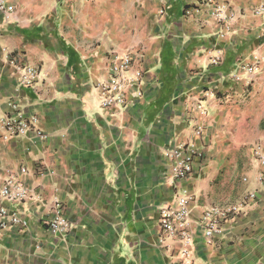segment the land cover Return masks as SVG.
<instances>
[{
    "label": "crops",
    "instance_id": "0c3cea01",
    "mask_svg": "<svg viewBox=\"0 0 264 264\" xmlns=\"http://www.w3.org/2000/svg\"><path fill=\"white\" fill-rule=\"evenodd\" d=\"M9 1L13 12L0 17V115L17 104L36 115L42 136L3 139L0 131V184L13 175L29 192L15 206L27 226L0 231V264H174L179 244L160 231L158 207L174 206L179 188L188 196L192 264H264L256 155L264 150V63L245 70L264 57V17L253 13L264 0H219L225 22L207 7L185 14L194 0ZM113 51L131 53L142 76L125 86V107L109 112L94 85L107 79ZM8 55L41 68L33 88L17 84ZM187 142L205 154L176 181L163 151ZM241 203L206 244L203 211ZM56 206L69 223L65 237L43 223Z\"/></svg>",
    "mask_w": 264,
    "mask_h": 264
},
{
    "label": "built area",
    "instance_id": "2783aa9c",
    "mask_svg": "<svg viewBox=\"0 0 264 264\" xmlns=\"http://www.w3.org/2000/svg\"><path fill=\"white\" fill-rule=\"evenodd\" d=\"M94 1V0H88ZM207 7V12L217 21L225 22L228 18V6L219 0H194L185 8V14L191 11H198ZM14 6L9 0H0V17L7 21L13 12ZM164 12L163 8L159 13ZM253 13L264 17V4H260L253 9ZM133 55L129 52L113 51L107 63V79L95 83L98 92L100 108L112 111L115 108H124L126 99L124 88L129 84H139L141 71L132 68ZM8 62L18 72V85L33 88L42 74V70L37 65L20 63L16 56L8 55ZM264 63V57L254 56L252 61L245 65L247 73H256L260 64ZM201 107L200 103L198 105ZM204 112V110H203ZM37 117L27 114L17 104L12 107L9 113L0 115V131L3 139L23 137L29 133L42 136V132L37 127ZM202 127L196 126L195 135H201ZM163 154L167 157L172 172L173 180H182L188 177L193 169L196 160L201 159L205 152L200 146L193 143H180L168 145ZM257 159L264 166V150H256ZM21 171H25L21 167ZM29 196L28 189L13 175H8L0 184V231H8L27 226V218L15 208L17 203H21ZM249 196H253L250 192ZM188 196L184 189H177L176 204H161L158 207V226L160 231L170 237H174L179 244V258L174 264H192V244L193 238L187 220ZM243 203L230 207L212 206L203 211L199 219V226L202 229L203 240L206 244L212 245L223 233L224 225L238 215ZM43 223L48 231L60 237H65L69 231V223L64 217L61 207L56 206L54 213L46 218Z\"/></svg>",
    "mask_w": 264,
    "mask_h": 264
},
{
    "label": "rangeland",
    "instance_id": "374dc122",
    "mask_svg": "<svg viewBox=\"0 0 264 264\" xmlns=\"http://www.w3.org/2000/svg\"><path fill=\"white\" fill-rule=\"evenodd\" d=\"M95 1V0H94Z\"/></svg>",
    "mask_w": 264,
    "mask_h": 264
}]
</instances>
